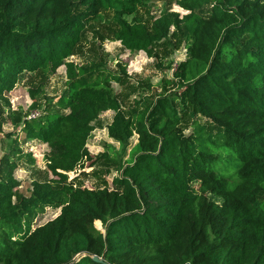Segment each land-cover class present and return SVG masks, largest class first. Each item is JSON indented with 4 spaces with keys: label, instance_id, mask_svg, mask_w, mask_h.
I'll return each mask as SVG.
<instances>
[{
    "label": "trees",
    "instance_id": "1",
    "mask_svg": "<svg viewBox=\"0 0 264 264\" xmlns=\"http://www.w3.org/2000/svg\"><path fill=\"white\" fill-rule=\"evenodd\" d=\"M149 1L0 0V100L23 74H67L56 107L22 120L55 177L15 200L24 153L0 157V264H264V0H175L185 13L167 7L148 25L137 12ZM105 12L114 40L157 59L174 29L186 49L175 90L124 109L122 63L70 60ZM109 110L110 138L123 152L137 142L112 187L75 186L68 173L101 159L88 142ZM46 208L60 213L34 228Z\"/></svg>",
    "mask_w": 264,
    "mask_h": 264
},
{
    "label": "rangeland",
    "instance_id": "2",
    "mask_svg": "<svg viewBox=\"0 0 264 264\" xmlns=\"http://www.w3.org/2000/svg\"><path fill=\"white\" fill-rule=\"evenodd\" d=\"M167 7L180 11L182 14L185 13L175 4V0H150L147 5L138 10L137 14L150 25L152 17ZM114 29L111 13L105 12L100 21L90 24L77 52L71 56L70 60L78 64L92 61L101 62L107 69L117 73L121 72L119 64L122 63L128 75L122 82L113 83V87L124 109L133 106L141 98L155 99L160 94L175 90V86L168 83L167 80L172 78L177 64L184 59L186 49L184 42H180L177 37L173 36L174 29L171 31L169 43L156 45L163 57L158 59L149 57L145 51L132 52L126 49L120 41L112 38L111 34ZM158 64H162V67ZM170 65L173 67L168 68ZM66 83L65 65L59 67L51 75L43 72L26 73L21 76L14 89L6 92L4 99L0 100V157L18 149L24 153L15 170V177L21 183L17 189L15 200L20 196L30 195L34 180L45 181L55 177L47 169L48 144L36 139H27L22 130V120L32 118L35 113L43 114L48 103L51 104L52 109L56 107V102L64 91ZM39 85L43 86V90L36 98H33L30 89ZM114 114L113 110L105 111L94 122L95 129L89 138L88 149L93 156L100 155L101 159L92 166V161L87 160L84 163V168L68 173L69 181L75 186L91 189L112 187L113 179L119 173L116 169L119 161H125L129 157L132 145L137 142L136 136L132 145L123 152L121 145L110 138L108 134L107 127ZM189 131L190 128L187 132ZM19 153L16 152L17 155ZM103 154L106 156L104 157ZM30 155L35 159L34 162L27 159ZM59 213L60 208H46L36 218L33 227L45 224ZM95 226L104 231L102 222H97Z\"/></svg>",
    "mask_w": 264,
    "mask_h": 264
},
{
    "label": "water",
    "instance_id": "3",
    "mask_svg": "<svg viewBox=\"0 0 264 264\" xmlns=\"http://www.w3.org/2000/svg\"><path fill=\"white\" fill-rule=\"evenodd\" d=\"M93 259H94L95 261H98V262H103V261H104L102 258H100V257L97 256V255H94V256H93Z\"/></svg>",
    "mask_w": 264,
    "mask_h": 264
},
{
    "label": "built area",
    "instance_id": "4",
    "mask_svg": "<svg viewBox=\"0 0 264 264\" xmlns=\"http://www.w3.org/2000/svg\"><path fill=\"white\" fill-rule=\"evenodd\" d=\"M36 115L38 116L39 114H38V113H35V114H33V116H32V117H36Z\"/></svg>",
    "mask_w": 264,
    "mask_h": 264
}]
</instances>
